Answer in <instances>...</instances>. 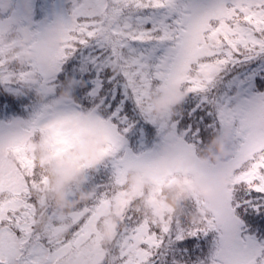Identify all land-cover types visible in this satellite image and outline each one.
I'll return each mask as SVG.
<instances>
[{
    "label": "snow or ice",
    "instance_id": "1",
    "mask_svg": "<svg viewBox=\"0 0 264 264\" xmlns=\"http://www.w3.org/2000/svg\"><path fill=\"white\" fill-rule=\"evenodd\" d=\"M169 90L185 102L153 118ZM222 133L226 187L175 214L164 189L215 188L197 161ZM84 137L103 144L94 170L72 154ZM162 153L168 169L133 196L129 175ZM67 169L84 184L63 190L65 212L50 175ZM0 264H264V0H73L44 30L0 0Z\"/></svg>",
    "mask_w": 264,
    "mask_h": 264
},
{
    "label": "clouds",
    "instance_id": "2",
    "mask_svg": "<svg viewBox=\"0 0 264 264\" xmlns=\"http://www.w3.org/2000/svg\"><path fill=\"white\" fill-rule=\"evenodd\" d=\"M31 3L32 0H19V6L24 9H27ZM45 43L49 49L55 47V29L48 33L45 38ZM22 63H27V60H24ZM60 97L67 99L69 97L68 91H61ZM185 100L186 95L179 90L162 91L151 101V116L153 118H160L165 112L179 108ZM102 150L103 144L98 137H84L81 143L72 149V154L80 158L85 165H89V170H94L97 165L102 163V158L99 155ZM229 154L230 144L228 134L222 133L213 136L208 144L200 151L197 164L205 172H215L216 187L213 188L208 183L198 180L195 175H191L188 177L189 182L187 184L175 183L164 189V202L166 206L172 209L177 215H182L184 206L194 199H198L205 205L210 206L227 185L228 177L225 174L223 162L228 158ZM44 157V150L40 146H37V159L39 160ZM185 166L187 167V165ZM168 167L167 154L162 153L155 161L152 172L131 173L128 177V186L133 196L140 189L149 190L148 178L150 176H160ZM50 179L52 182L51 186L54 189L50 198L54 197V205L65 212L74 207L73 204L64 201L63 190L69 186H82L84 184L83 177L71 169H67L64 176L57 177L50 175ZM86 199H88L87 192L77 193V203L83 202ZM192 218L195 219L196 217L193 216ZM117 220L118 216L112 217L113 225H115ZM43 223L44 219L41 220V224ZM108 241L109 237L106 236L105 242L107 243Z\"/></svg>",
    "mask_w": 264,
    "mask_h": 264
},
{
    "label": "rangeland",
    "instance_id": "3",
    "mask_svg": "<svg viewBox=\"0 0 264 264\" xmlns=\"http://www.w3.org/2000/svg\"><path fill=\"white\" fill-rule=\"evenodd\" d=\"M36 2L32 0V3L27 9L19 6V0H13V8L17 9V18L20 22H24L25 27L36 30H44L54 26L61 20L67 21L70 18L73 8V0H40V9L45 15L43 19L39 20L36 24ZM72 6V8H68Z\"/></svg>",
    "mask_w": 264,
    "mask_h": 264
},
{
    "label": "trees",
    "instance_id": "4",
    "mask_svg": "<svg viewBox=\"0 0 264 264\" xmlns=\"http://www.w3.org/2000/svg\"><path fill=\"white\" fill-rule=\"evenodd\" d=\"M40 0H37L36 2V8H35V12H36V24L39 22V20L43 19L44 18V14L42 13L41 9H40ZM68 8H72V6H69ZM23 26H25L24 22L21 23ZM36 30H38V27L36 26ZM147 147H151V145H147ZM91 186V181L89 183V185H87L86 187H90ZM192 203L191 202H188L186 205H185V208L187 210H192Z\"/></svg>",
    "mask_w": 264,
    "mask_h": 264
}]
</instances>
